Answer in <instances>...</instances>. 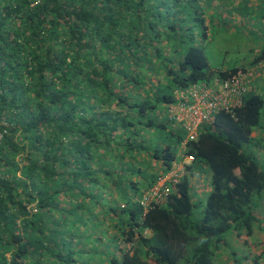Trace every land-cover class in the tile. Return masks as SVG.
Wrapping results in <instances>:
<instances>
[{
    "label": "trees",
    "instance_id": "trees-1",
    "mask_svg": "<svg viewBox=\"0 0 264 264\" xmlns=\"http://www.w3.org/2000/svg\"><path fill=\"white\" fill-rule=\"evenodd\" d=\"M246 1L0 0V264H238L229 247L255 248L264 170L249 148L264 71L186 150L171 117L194 85L256 75L264 47L212 74L202 45L211 12L223 3L245 17ZM177 164L178 181L143 206ZM87 225L103 232L88 256L83 238L72 243ZM105 236L114 256L98 250Z\"/></svg>",
    "mask_w": 264,
    "mask_h": 264
},
{
    "label": "rangeland",
    "instance_id": "rangeland-1",
    "mask_svg": "<svg viewBox=\"0 0 264 264\" xmlns=\"http://www.w3.org/2000/svg\"><path fill=\"white\" fill-rule=\"evenodd\" d=\"M235 1L236 6L241 2V0ZM244 6L246 7L244 9H249L251 13L245 17L236 11L227 13L229 8L224 6L223 3L220 4V8L211 12L207 21L208 38L202 41L208 61V73L214 74L217 70H225L233 67H248L250 60L254 59L264 47V14L262 15L264 0H247L246 3L241 4V7ZM212 79L210 84L213 83ZM177 114L181 116L180 111H178ZM257 130L258 132L256 133L258 134H256L257 138L254 142L259 145L250 146L249 149L252 151L253 155H255L259 168L264 170V118ZM146 136L148 137V135ZM250 144L251 143L248 145ZM176 167L177 170L180 168L183 170V166L180 164H177ZM194 178L197 181L198 185L196 186H198V190L208 191L209 187L207 180H203L199 176H195ZM155 191L156 189L152 190V193H155ZM261 203L264 206V191L262 193ZM199 211L200 209H198V212ZM257 216L260 217L258 214ZM91 223L95 224L94 222ZM81 229L85 231L83 232ZM81 229H77L80 233L77 232L75 234V239L72 243L77 245L76 239H80V237L83 238L85 244H80L77 248L82 249L85 255L88 252L92 254L93 248L96 247L97 244L93 243L91 239L101 237L103 232L101 234V232L96 230L92 225L84 226ZM108 235H111V231L107 233V236ZM107 236L102 238L103 242L98 250L100 253L102 251L106 253L110 252L111 256H114V252L111 249H107L111 245V240L107 238ZM248 240L250 247H253L252 245L254 242L258 243L256 245L257 247L255 246L254 249L252 248L253 251L252 249L250 250L248 246L243 245L241 242L239 243L238 240L234 243L233 247H229L230 250L236 252L235 261H237L238 264H264V255L258 257L259 260L257 259V262H253L256 257L251 258L249 256L251 252H258L261 250L262 247L260 244H264V232H257L253 239L251 238ZM91 256L92 255L89 257ZM223 256H221L217 264H231L232 260Z\"/></svg>",
    "mask_w": 264,
    "mask_h": 264
},
{
    "label": "built area",
    "instance_id": "built-area-1",
    "mask_svg": "<svg viewBox=\"0 0 264 264\" xmlns=\"http://www.w3.org/2000/svg\"><path fill=\"white\" fill-rule=\"evenodd\" d=\"M258 69L256 75L249 71L233 75L226 80L213 78L212 84L201 83L192 86L187 95L181 94L183 99H189V104L171 108L174 123L181 124L187 131V137L182 143V148L186 150V144L190 141H196L198 138V128L204 122H212L214 115L221 111L232 112L233 109L241 105L242 98L247 92L252 90L253 79L264 71V59L261 60L255 69ZM248 71V70H247ZM262 73V72H261ZM257 79V78H256ZM180 111L181 116L177 113ZM191 159L190 157H188ZM185 158V159H188ZM182 174V169L177 167L163 177L155 187L143 195L142 205L148 206L152 202H156L160 196V191L167 182L176 183ZM162 182V183H161ZM156 189L155 193L152 190ZM128 248L129 245H121Z\"/></svg>",
    "mask_w": 264,
    "mask_h": 264
},
{
    "label": "crops",
    "instance_id": "crops-1",
    "mask_svg": "<svg viewBox=\"0 0 264 264\" xmlns=\"http://www.w3.org/2000/svg\"><path fill=\"white\" fill-rule=\"evenodd\" d=\"M260 79H261V78H258L257 81H258L259 83H264V82H262V80L260 81ZM262 86H264V84H263Z\"/></svg>",
    "mask_w": 264,
    "mask_h": 264
},
{
    "label": "clouds",
    "instance_id": "clouds-1",
    "mask_svg": "<svg viewBox=\"0 0 264 264\" xmlns=\"http://www.w3.org/2000/svg\"><path fill=\"white\" fill-rule=\"evenodd\" d=\"M122 244H120V247H121Z\"/></svg>",
    "mask_w": 264,
    "mask_h": 264
}]
</instances>
